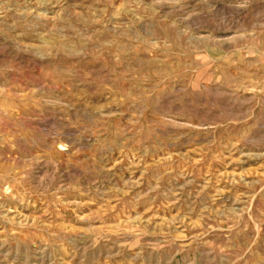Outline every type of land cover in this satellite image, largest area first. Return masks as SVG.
<instances>
[{"label": "rangeland", "instance_id": "rangeland-1", "mask_svg": "<svg viewBox=\"0 0 264 264\" xmlns=\"http://www.w3.org/2000/svg\"><path fill=\"white\" fill-rule=\"evenodd\" d=\"M0 264H264V0H0Z\"/></svg>", "mask_w": 264, "mask_h": 264}]
</instances>
